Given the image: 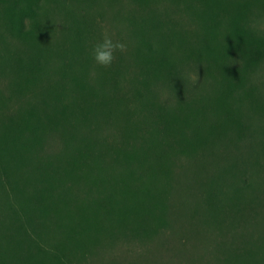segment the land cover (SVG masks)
I'll return each instance as SVG.
<instances>
[{
  "label": "rangeland",
  "instance_id": "rangeland-1",
  "mask_svg": "<svg viewBox=\"0 0 264 264\" xmlns=\"http://www.w3.org/2000/svg\"><path fill=\"white\" fill-rule=\"evenodd\" d=\"M183 1H179L178 7L174 0H38L34 15L42 26L37 24L33 29L31 19L26 17L18 27L34 30V35L25 40L16 37L17 28L5 20V15L13 11L23 14V5L15 0L0 2V166L3 167L0 168V247L6 256L5 260L0 259V264H32L14 252L15 248L30 244L19 238L27 233L18 236L25 228L30 230L28 235L38 240L42 237L48 242L64 241L57 231L46 227L40 217H30L18 206L15 211L9 208L14 187L29 195L43 185L39 180L44 179L45 186L57 192L63 178L71 193L88 197L106 195L111 201L124 197L123 187L114 185L115 181L111 185L113 177L137 170L147 156L131 150L127 154L114 152L112 146L133 149L130 142L140 146L145 138L142 132L134 136L123 132L125 120L113 123L104 108L118 105L121 95L129 94L134 85L141 91L151 87L156 102L170 105L183 95H205L217 90V84L206 69L203 53L196 51L198 45L207 43L202 28L208 12L199 2ZM256 22L258 28L264 29V15L257 17ZM162 34L173 40V75H166L164 70L134 54L138 39L156 43ZM104 35L126 45L124 51L115 53L108 67L97 65L90 56L92 45ZM179 40H182L181 46H178ZM190 51L193 53L187 57ZM47 58L62 65L67 76L85 65L90 83L102 77L100 87L104 90V100L93 106L87 97L66 92L63 101L66 110L61 114L64 117L53 121L45 119L40 138H36L41 140V145L37 148L31 138L21 137L35 148L36 152H28L29 155L53 157L62 149L61 161L56 156L52 164L32 169L14 151L19 149L18 141L23 142L11 138L9 129L15 121L7 133L3 128L9 123L10 115L21 107L40 109L38 115L44 118L48 109L55 106L52 98L43 110V104L34 103L37 98L32 97L33 88L27 87L24 93L20 88L27 80L30 66L37 59ZM240 59L232 52L231 61L239 63ZM105 69L110 72L108 78L103 77ZM244 70L246 85H255L264 95V56L252 71ZM11 78L16 82L8 89ZM57 79V76L51 78L46 84H55ZM69 82L70 78L60 79L65 85ZM131 103L139 108L138 103L132 100ZM238 106L250 130L255 128L257 135L264 130V116L260 112L242 98ZM150 120L154 121L153 115ZM82 133L93 142L83 141ZM161 139L169 143L168 150L175 142V138ZM255 139L247 132L243 139L207 138L194 154L168 155L171 177L152 184L154 198L145 201L147 214L131 216L128 222L107 231L101 239H87L83 249L68 245L69 264H240L248 246L264 240V212L250 218L247 209L242 214L235 206L228 207L232 201L227 200L231 196L248 199L246 197L252 195L251 189L242 191V195L234 191V185H242L245 177L253 181L252 190L264 189V172L255 170L248 150ZM71 153L76 156L84 153L87 166L74 169L70 163ZM70 171L77 173L73 180L67 174ZM85 173L87 177L105 178L110 183L96 187L87 181ZM210 195L219 198L217 210L210 205ZM157 196L166 200L163 209L154 201Z\"/></svg>",
  "mask_w": 264,
  "mask_h": 264
},
{
  "label": "trees",
  "instance_id": "trees-1",
  "mask_svg": "<svg viewBox=\"0 0 264 264\" xmlns=\"http://www.w3.org/2000/svg\"><path fill=\"white\" fill-rule=\"evenodd\" d=\"M24 7L23 14L13 11L5 15L6 22L14 24L17 28L16 37L28 39L34 35V30L18 27L26 17L31 19L33 29L42 26L41 22L35 17V7L38 0H15ZM183 0H174L180 7ZM199 2L208 12V17L202 31L206 36V45H198L196 51L202 52L206 62V69L217 84V90L214 93L205 95H194L179 97L172 105L156 102L152 95L151 87L141 91V88L134 85L129 94H122L120 103L116 106H107L104 108L113 123L119 120H125L123 132L136 133L142 132V138L145 142L140 146L130 142L133 149H127L119 146H112L114 152L126 153L142 152L147 156V160L140 162L137 170L125 172L124 174H115L111 185H120L124 188V197L120 200L111 201L106 195L97 194L90 197L71 193L66 189L65 179L60 180V190H54L45 186L44 179L39 180L43 185L32 194L25 195L20 189H12L9 208L16 210L19 207L26 215L40 217L46 227L57 231L64 241L48 242L42 237L39 240L28 235L29 229L18 233L22 240L30 242L27 246L18 248L13 247L14 252L24 257V261L32 264H69L68 245L77 249L86 247V241L89 238L101 239L109 230L124 224L130 220V217H137L147 214L149 210L145 208V201L154 198L152 184L161 179H168L172 174V167L166 159L170 154H194L199 148L204 146L203 142L207 138H240L245 136L246 132L252 137L257 138L253 146L248 148L253 159L255 170L264 172V130L261 129L257 135L256 129L250 130L242 120L241 110L238 106L240 98L249 102V105L264 116V95L253 84L246 85L245 70L252 71L264 56V29L256 26V18L264 15V0H190ZM5 2V0H0ZM30 14V16H29ZM34 15V16H33ZM170 39L162 34L160 40L156 43L147 40L138 39V44L134 54L138 59L145 60L150 65L160 68L166 72V75L175 74L173 68L174 51L171 47ZM182 40H179L181 46ZM232 52L240 57V62L231 61ZM192 51L188 52L189 54ZM103 77L108 78L110 72L104 70ZM103 71V72H104ZM58 77L57 83L46 84L51 78ZM70 78L67 85L60 83L61 78ZM25 83L20 86L22 91L27 92V87L34 89L33 98H37L34 103L43 104V110H46L54 98L55 106L48 109L46 116L40 118L38 111L33 107L26 106L15 110L10 115V120L4 126L3 132L8 131L15 121V124L9 129L11 138L18 141V148L14 151L23 158L25 164L32 169L44 167L55 162L56 156L60 157L61 150L53 157L31 156L28 152L35 151V148L28 144L27 139L31 138L38 148L41 145L40 132L45 126V119L49 121L59 117H64V98L66 92H74L78 97H87L92 101L93 106L102 102L104 90L100 87L102 77L94 83H90L87 78V67L80 66L67 76L62 65L53 60L37 59L27 72ZM23 81V82H24ZM89 81V82H88ZM15 78H11L7 87L9 89ZM21 82V83H23ZM104 86V83H103ZM105 87V86H104ZM58 89V90H57ZM182 95V94H181ZM156 96V94H155ZM131 100L139 104V108L132 105ZM46 108V109H45ZM146 113L143 115V112ZM154 116V121L150 116ZM68 118L70 111L68 110ZM14 127V131L12 128ZM2 132V133H3ZM89 134L91 130H88ZM88 134V135H89ZM83 141L93 142L87 134L80 136ZM147 138V139H146ZM156 138H160L159 140ZM161 138H175L170 150L167 149L169 143ZM137 140L138 138H132ZM163 140V141H161ZM33 144V143H32ZM138 147V148H135ZM130 153V152H129ZM71 165L74 169H80L85 162L84 153H71ZM127 154V153H126ZM69 158H66V160ZM84 160V164L82 163ZM90 168L91 166L88 165ZM0 168L3 169L2 166ZM101 168V167H100ZM87 172V171H86ZM73 180L76 172L67 173ZM87 181L95 186H106L108 180L99 179L95 176H86ZM101 177V173H98ZM242 185H232L234 191L242 195V191L251 189L252 195L241 199L235 196L227 198L232 201L230 206H235L237 211L244 213L249 211L250 218L257 213L264 212V189L252 190L253 181L250 177L243 179ZM241 194H240V193ZM215 198V199H213ZM154 200L158 206L163 209L166 200L162 196H157ZM210 205L212 209L217 210L220 205L214 195H210ZM222 209L225 206H221ZM32 221V219H30ZM30 231V230H29ZM33 233V230L31 229ZM56 232V233H57ZM3 233V231H2ZM90 235H94L90 237ZM4 236V234H3ZM10 236L14 237L13 234ZM9 240H12L11 237ZM5 251L0 247V259H6ZM43 253V256L41 255ZM16 259V256H12ZM51 259V260H50ZM240 264H264V240H259L249 247L242 254Z\"/></svg>",
  "mask_w": 264,
  "mask_h": 264
},
{
  "label": "clouds",
  "instance_id": "clouds-1",
  "mask_svg": "<svg viewBox=\"0 0 264 264\" xmlns=\"http://www.w3.org/2000/svg\"><path fill=\"white\" fill-rule=\"evenodd\" d=\"M125 43L121 41H113L108 36H102L90 49L91 59L99 66L108 67L114 60V55L117 51H124Z\"/></svg>",
  "mask_w": 264,
  "mask_h": 264
}]
</instances>
